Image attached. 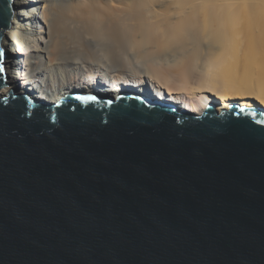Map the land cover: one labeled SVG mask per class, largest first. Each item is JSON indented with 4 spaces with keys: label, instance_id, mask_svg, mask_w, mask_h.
<instances>
[{
    "label": "water",
    "instance_id": "water-1",
    "mask_svg": "<svg viewBox=\"0 0 264 264\" xmlns=\"http://www.w3.org/2000/svg\"><path fill=\"white\" fill-rule=\"evenodd\" d=\"M143 86L0 93V264H264V109Z\"/></svg>",
    "mask_w": 264,
    "mask_h": 264
},
{
    "label": "bare ground",
    "instance_id": "bare-ground-1",
    "mask_svg": "<svg viewBox=\"0 0 264 264\" xmlns=\"http://www.w3.org/2000/svg\"><path fill=\"white\" fill-rule=\"evenodd\" d=\"M111 1L118 6L123 5L126 9L122 18L111 12L112 8L109 7L102 9L98 6L92 7L83 4L72 7L70 1L62 6L57 5L55 0H13L12 27L7 32L8 35L3 40V45L8 46L10 44L9 51L14 54L15 60L13 59L11 69H9L11 58L3 61L7 81L0 93H9L10 90H14L15 92L27 93L29 97L35 100H47L68 93L96 92L98 95H117L128 88L145 92L143 85H150L155 96L175 102L192 113L201 112L208 101L217 103L218 109L227 107L231 103L259 106L264 109V33L262 34L264 29L261 28H264V17L259 16V14L262 15L261 13L258 14L260 11L264 12L263 9L259 11L255 7L258 10L256 12L254 5H251L253 9L250 4L246 6L247 8L243 5L248 10L247 12L245 8L239 6L242 9H239V12L236 11L237 17L230 20L233 19L232 21L241 23H235L237 27H234L237 31L243 27L248 32L242 34L243 36L241 35V40L236 36L227 35L225 25H228L230 21H221L219 39H225L223 41L225 43L223 45L221 42L222 46L219 45L221 46L220 53H215L218 54V57L215 54H213L214 58L208 57L209 52L203 58L199 37H209L208 35L213 33L211 22L202 20L199 9H196L192 16L184 19L176 27L163 28L160 34L156 36L153 31L154 28L152 29L151 25L147 24L148 22L146 23L139 15L140 11L136 4L130 5V0ZM248 7L256 13L249 11ZM259 7L262 8V6ZM240 13H242L241 16ZM254 16H256L255 19L262 18V23L255 20ZM137 19L141 24H145V27L141 26L143 27L140 30L142 35H135L140 40L132 39L135 36L127 38L129 33L130 35L133 34L135 25L131 23ZM229 24L234 25L233 22ZM255 25L261 26L258 31L260 36L254 34L256 33L254 32ZM155 28L160 29L158 26ZM85 35L90 37L87 38L89 41H85ZM173 37L179 38L177 43H173L180 44V48L189 47L188 49H190L191 46V52H188V49L185 50L186 52L182 51L183 56L188 54L187 59L185 58L187 60L186 65H183L185 63L182 64L185 68L179 69L176 66L178 69L176 68L175 73L180 71L182 76L180 85H177L176 82L174 84L172 80L173 83L167 80L168 73H165L166 68L164 66L162 71H160L161 68H157V74L143 68L124 70L120 53H125V49L128 50L133 46L138 47V49L143 48L145 44L148 43L149 45L151 39L162 45L164 40L168 41V39L169 42L173 40L176 42L175 39L171 40ZM202 39L204 40V38ZM187 40H190V45L186 43ZM84 41L88 44L93 42L96 50L103 51V53L101 52L102 57L109 58L111 62L116 64L115 66L120 64L117 67L119 69L123 67L122 70L105 68L103 65L104 58L100 56L99 51V57L94 56V53L96 55L95 51L86 54L87 56L90 55L89 59L95 57L89 67L74 64L71 53L76 52L77 54V47L79 45L81 47ZM76 45L77 47L74 49ZM85 46L83 45V47ZM208 49L210 50V48ZM85 50L83 49V51ZM115 58H118L119 61ZM185 59L183 60L186 61ZM61 60H64V65H61ZM198 61L202 62V66H199ZM164 65H167V68L170 67V70L171 67H174L170 64ZM196 66L202 67V72L198 73L201 75L197 76V80H192L190 76L193 77L194 75L190 73L194 72ZM101 70L105 71V74ZM110 72L117 74H108ZM129 72H134V76L119 74ZM160 74L166 76L165 80L160 79L158 76ZM194 74L196 75V73Z\"/></svg>",
    "mask_w": 264,
    "mask_h": 264
},
{
    "label": "rangeland",
    "instance_id": "rangeland-1",
    "mask_svg": "<svg viewBox=\"0 0 264 264\" xmlns=\"http://www.w3.org/2000/svg\"><path fill=\"white\" fill-rule=\"evenodd\" d=\"M55 1H56L55 3H57V5H62V6H64L66 3H69V1H70L72 7H75V6H78L81 4L92 6V7L98 6L99 8H102V9H106L109 7V8H112L111 12H113L114 14L116 13V15L119 18H122L124 16V13H126L125 12L126 9L124 8L123 5L118 6L114 2H112L111 0H73V1L72 0H55ZM134 4H136V7H138L139 11L141 12V13L139 12V15L141 16V18H143V20H145L146 23L148 22L147 24H150L152 29L154 28L153 31H154L156 36H158L160 34V32L162 31L163 28H166V27L167 28H170V27L174 28V27H176V25L177 24L179 25L181 22L184 21V19L186 20L188 17L192 16L196 9H199L202 20L204 22H206V21L211 22V30L213 33V34L208 35L210 37V39H208L209 37H207V36H203V37L201 36L202 38H204V40L201 37H199L200 38V45H201L200 47H201V51H202L201 53H202L203 58H205L206 57L205 54H208L209 52L210 53L207 55L208 57L209 56L213 57V54L220 53L221 46H222V44L224 45V43H225V42H223L225 39L224 40L219 39V36H220L219 31L221 30L220 28H221L223 21L224 22L230 21L231 23L232 22L234 23V25H232V24H229L230 23L229 22L228 25L226 24L227 26L225 25L227 35L236 36L238 39L241 40V35L242 34L244 35V33L248 32V30L244 29L243 27L240 28L239 24H241V23L239 21H235V20L232 21L233 19L230 20L231 18L237 17L236 11L239 12V9L241 10L242 9L241 7H243V5L245 7L249 6L248 4H250V7H252L251 5H254L253 6L255 9L254 11H256V12L258 10L260 11L262 9H263L262 11H264V0H130V5H134ZM239 6H241V7H239ZM259 6H262V8ZM245 7H243V8H245ZM250 7H248L249 11L253 12L252 11L253 7H252V9ZM246 8H245V10H246ZM259 8H261V9H259ZM246 11L248 12V10H246ZM256 12H253V13H256ZM259 13H261L262 15H260ZM93 14H95V13L93 12ZM241 14L242 13H240V16H241ZM258 14H259V16L264 17L263 16L264 12L260 11V12H258ZM253 15H255V14H253ZM255 17L256 16H254L253 18L255 19ZM138 19L136 21H134L133 23H131V24L135 25V29H134L132 35H130V33L128 34L127 38H132L135 35L141 34L140 30L143 28L141 26L145 27V24L144 23L141 24V22H138ZM261 19L259 18V19H255V20H259V22L262 23ZM95 20L98 21L97 18H95ZM139 20H142V19H139ZM263 20H264V18H263ZM235 23H239L238 27L240 28V30L237 31V29L234 27L237 25ZM156 26H158L160 29L155 28ZM258 27L256 26L255 29L253 27L254 32H256L254 34L260 36L258 31H259L261 26H258ZM261 28H262V30L264 29L263 27H261ZM171 31H173V30H171ZM250 31H252V30H250ZM263 33H264V30L262 31V34ZM211 36H212V39H211ZM84 37H86L85 41H89L88 39L90 37H88V35L87 36L85 35ZM138 38L139 37L135 36L132 39L137 40ZM172 39H175L176 42L173 40V41H170L171 42L170 43L169 39H168V41L164 40V42H166V43L169 42V43L165 44L163 42V45H162L159 42H157L156 40L151 39V41L149 42V45L147 43V45L145 44L143 48L141 47L138 49V47L133 46V48H130L128 50L125 49V53H122V52L120 53L122 63H124V66H123L124 70L126 71V70H131L134 68H143V69H147L151 73L153 72V73L157 74V68H159V69L161 68L160 71H162V67L164 66L166 68V71L164 69H163V71H165V73H168L167 75L169 76V77L167 76V80L168 81L172 80L174 82V84L177 83V85H180V83H182L181 72L176 71V73H175V70L178 69L176 66H178L179 69L185 68V66H183V65H186V62H187L186 59H187L188 54L185 53L187 55L183 56L182 51L186 52L185 50L188 49L189 47L180 48V46H179L180 44H174V43H177V41H179L178 40L179 38L176 39V37H173V38H171V40ZM138 40H140V39H138ZM217 40H219V41H217ZM85 41L82 42V44L81 43L80 44L82 45L81 47L83 49H86V50L83 51V49L81 47H79L80 45L78 44L79 45L78 47H77V45L74 46V49L76 47L78 48L77 54H76V52L71 53V56L73 58L72 60H73L74 64L76 63L77 65L82 66V67H89V65H92V59H94L95 57H97L99 55L98 51H99V53H101V52L103 53V51L102 50H96L95 49L96 46H95V44H93V42H91L92 44L91 43L88 44ZM159 41H161V40L159 39ZM215 41H216V44H215ZM189 42H190V40L186 41L187 44H189ZM218 42H219V44H217ZM221 42H223V43L221 44ZM132 44L134 45V42H132ZM83 45H86L85 46L86 48L83 47ZM90 45L92 47H88ZM171 45H173V46L170 47ZM219 45H221V46H219ZM91 48H92V50H91ZM167 48L168 49L170 48V49L168 50ZM208 48H210V50ZM190 49H191V46H190ZM190 49H188V52L190 51ZM165 50L166 51L168 50V52H165ZM91 51L92 52L95 51L96 55L94 53L95 57L93 56L92 59H89L90 55H88L89 56L88 57L86 54L87 53L89 54V52H91ZM80 52H83V53H80ZM78 53H80L79 55H81V56H79ZM102 53L100 54L101 57H102ZM85 56H87V57H85ZM102 58H104L103 65L105 68H109L111 70H114V69L116 70L118 68L117 66H120V64L119 65L117 64V66H115L116 64L111 62V60L109 58H106V59H105V57H102ZM182 58L183 59L186 58L185 59L186 61H184ZM117 59L118 58H115V60H117ZM117 61H119V60H117ZM180 61H181V63H180ZM60 62H61V65H64L63 64L64 60H61ZM183 63H185V64H183ZM197 63L200 66L202 62L198 61ZM164 64H168V65L170 64V66H174V67H171V70H170L169 69L170 67L167 68L168 66L166 65L167 66L166 67ZM199 66L198 67L196 66V69L199 68L198 70H196L194 68L195 69V70H193L194 72L192 71L193 73H190L191 75H194L193 77L190 76V79H192V80L196 79L197 80L198 79L197 76L199 77V75H201V74H198L199 72L200 73L202 72V70H201L202 67H199ZM123 67H121L120 69L118 68V69L122 70ZM168 69H169V71H168ZM103 72H105V71H103ZM194 73H196V75ZM160 75H158L160 77V79L165 80L164 78L166 76L163 74H160ZM194 77H196V78H194ZM175 78L178 79V82H177V79H175ZM5 80L7 81V78H5ZM172 81H171V83H173ZM20 84H21V81H20ZM0 92H1V90H0Z\"/></svg>",
    "mask_w": 264,
    "mask_h": 264
}]
</instances>
